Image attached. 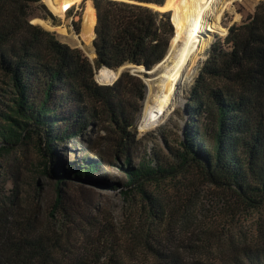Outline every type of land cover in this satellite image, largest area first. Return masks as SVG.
Masks as SVG:
<instances>
[{
	"label": "trees",
	"instance_id": "obj_1",
	"mask_svg": "<svg viewBox=\"0 0 264 264\" xmlns=\"http://www.w3.org/2000/svg\"><path fill=\"white\" fill-rule=\"evenodd\" d=\"M164 1L92 0L97 21L91 60L31 21V5L44 6L42 0H0V73L6 78L0 96H10L8 110L0 108L7 122L0 130V152L36 133L45 139L41 148L52 161L57 143L99 129L110 140L109 158L123 172L112 186L124 194L138 193L150 201L147 183L195 167L206 180L258 207L264 203V1L250 19L229 28L224 39L229 50L221 42L213 44L189 89L182 137L174 144L165 138L166 153L134 163L130 145L145 81L127 67L115 82L103 84L95 70L126 64L149 69L162 62L175 33L171 10L152 6ZM107 153H87L70 162V174L108 175ZM47 168L58 184L69 175L65 166ZM63 197L57 190L53 206L44 211L38 202L2 200L0 264H126L120 255L105 260L98 240L83 248L66 242ZM167 264H264V247L246 246L224 261L186 263L172 255Z\"/></svg>",
	"mask_w": 264,
	"mask_h": 264
},
{
	"label": "rangeland",
	"instance_id": "obj_2",
	"mask_svg": "<svg viewBox=\"0 0 264 264\" xmlns=\"http://www.w3.org/2000/svg\"><path fill=\"white\" fill-rule=\"evenodd\" d=\"M263 1L233 0L218 22L212 15V24L218 28L217 31L202 34L208 44L187 69L192 77L180 85L168 115L156 127L145 130L140 129L139 118L146 101L154 96L150 93L149 82L155 90L158 88L161 72L169 64L172 65L183 42L174 50L170 45L164 59L169 55L170 58L163 65L158 64L148 79L140 75L145 81L146 94L142 101L136 102L140 105V112L133 130L135 140L130 145L135 164L140 159L152 157L154 152L166 153L165 138L174 144L182 137L188 92L213 44L221 42L222 47L229 50L231 47L224 42L229 28L234 23L242 24L250 19ZM42 3L44 6L38 3L31 5V21L46 28L34 20L44 19L41 16L45 15L44 20L54 26L49 30L60 41L80 48L92 59L94 38L87 44L80 35L86 1L79 7L71 8L64 17L55 15L44 0ZM172 16L171 10V19ZM5 79L0 73V87L4 86ZM0 98L3 101L0 108L7 111L9 94L4 93ZM5 123L6 120L0 116V130ZM98 130L57 143V158H52V161L41 148L46 146L45 139H40L36 133L22 139L19 144L2 149L0 203L6 198L18 202H38L44 211L45 208L51 209L57 190H60L65 202L63 236L66 242L74 248H83L87 243L98 240L104 248L102 254L105 260L110 254L120 255L126 264H167L168 257L172 255L186 263L194 258L224 261L246 246L254 249L264 247V203L249 207L231 189L206 180L195 167L183 169L158 182L147 183L146 189L152 198L150 201L147 196L124 194L121 188H114L112 183L122 180L123 172L117 168L116 160L109 158L110 140L104 131ZM2 143L0 137V145ZM104 152L109 158L105 165L108 175L70 174L67 166L70 162H77L87 153L103 155ZM47 165L60 171L65 166L69 175L58 184L57 177L47 173ZM56 217L62 220L63 215L58 213Z\"/></svg>",
	"mask_w": 264,
	"mask_h": 264
},
{
	"label": "bare ground",
	"instance_id": "obj_3",
	"mask_svg": "<svg viewBox=\"0 0 264 264\" xmlns=\"http://www.w3.org/2000/svg\"><path fill=\"white\" fill-rule=\"evenodd\" d=\"M44 1L54 11L55 15L64 17L70 8L79 7L84 0ZM85 1L83 31L80 35L88 44L95 36L97 13L92 0ZM232 2L233 0H166L165 5L154 6L157 10H172L173 12L171 20L176 31L171 41L173 50L181 41L183 43L177 51L172 65L169 64L161 72L158 88L155 90L149 82L150 93L154 96L146 101L142 110V115L139 118L141 130L156 127L168 115L177 99L180 85L189 81L193 75L187 72L188 67L195 62L198 53L208 44L202 34L206 31H217L216 28L218 27L212 24L211 17L214 16L218 22ZM34 20L49 29L54 27L47 20L38 18ZM224 33H227L226 29H224ZM168 57L170 58V55L158 66L163 65ZM119 69L120 67L117 71L110 68H101V80L112 83L119 76Z\"/></svg>",
	"mask_w": 264,
	"mask_h": 264
},
{
	"label": "water",
	"instance_id": "obj_4",
	"mask_svg": "<svg viewBox=\"0 0 264 264\" xmlns=\"http://www.w3.org/2000/svg\"><path fill=\"white\" fill-rule=\"evenodd\" d=\"M165 3H166V0L164 1V3L162 4V5H152L153 7L155 6H163V5H165ZM155 9H157V8H155ZM95 37V36H94ZM96 57V53L94 52V57L91 59V60H94V58ZM127 67H130V69H131V71L133 72V73H135L136 75H138V76H143L144 78H149L150 76H146V74H151L152 72H154L155 71V69H156V66L153 68H145L144 66H137V64H126V65H123V66H121L120 67V69H119V75L121 74V72L125 69V68H127ZM101 68H109V67H106V66H102V67H100L99 69H97V70H95V77H96V79H97V81L99 82V83H103V84H112L113 82H115V80H117V78L119 77H117L112 83H107V82H105V81H103V80H101V76H100V72H101ZM110 69H112V68H110ZM116 70V69H115Z\"/></svg>",
	"mask_w": 264,
	"mask_h": 264
},
{
	"label": "built area",
	"instance_id": "obj_5",
	"mask_svg": "<svg viewBox=\"0 0 264 264\" xmlns=\"http://www.w3.org/2000/svg\"><path fill=\"white\" fill-rule=\"evenodd\" d=\"M70 9H71V8H70ZM70 9H69V10H70ZM69 10H68V11H69Z\"/></svg>",
	"mask_w": 264,
	"mask_h": 264
}]
</instances>
